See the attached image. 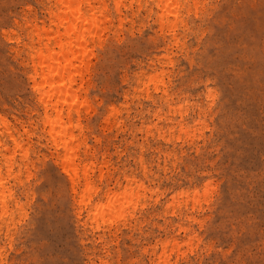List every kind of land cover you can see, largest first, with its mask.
<instances>
[{
	"label": "rangeland",
	"instance_id": "1",
	"mask_svg": "<svg viewBox=\"0 0 264 264\" xmlns=\"http://www.w3.org/2000/svg\"><path fill=\"white\" fill-rule=\"evenodd\" d=\"M183 1L173 29L152 0H103L99 30L73 48L83 60L69 54L76 194L43 128L27 53L35 27L61 52V5L0 0V119L29 150L22 158L5 136L18 179L1 173L19 201L0 222V264H264V0ZM125 192L132 207L119 226L79 201L106 206Z\"/></svg>",
	"mask_w": 264,
	"mask_h": 264
},
{
	"label": "bare ground",
	"instance_id": "2",
	"mask_svg": "<svg viewBox=\"0 0 264 264\" xmlns=\"http://www.w3.org/2000/svg\"><path fill=\"white\" fill-rule=\"evenodd\" d=\"M56 1H58V4H60L61 6L59 7L60 10H58L59 11L58 13L57 12H54L56 14L53 13V18L55 17L58 21H60L59 25L65 26L64 27L65 31H64V33L62 32V34L67 36V39L62 41L61 38L64 36H62L61 32H59V30L57 31V29H56L55 36H56V32H59V33L57 34L56 37L54 36L53 39L55 41H57L56 44H58L57 46H58V48H60L61 52H58V53L55 52L54 48L56 47V45L55 46L53 45L54 48L50 47V45H51L50 44V41H51L50 37L52 35L44 38L43 37L44 35H42V34L45 32V29H44L43 33H40V31H38V28L35 27L31 33V40L29 41L30 42L29 47L27 46L28 44L26 45L29 48V52H27V53H29V55L28 54H26V55H28L30 57V59H31L30 61H32L33 68H34V69H32V70H34V72L30 76L31 80H33V84L36 87H38V88L35 87L34 90L38 89L37 92H39V100L44 107L45 116L42 119L43 120V128L46 130V132L49 135V138H50L49 140L51 142V145L55 149L56 157H58L60 159L61 165L64 167L66 172L69 174V177L71 179V183L73 185L72 189H73V192H75L78 189L77 184L79 182V180H78L79 179L78 169H77V166L75 164L76 160L79 157L76 156L77 155L76 150L78 148L77 146H79L80 143L76 145L77 148L75 150V147H73V145L76 144V140H78V139H76V136L74 135L73 131L76 130V127L78 125H76L75 127L73 126L71 121H73L74 119L72 120L71 117L73 115V112H76L77 114L79 113V109L76 107V105H77L76 102L78 101L77 99L79 96L77 95V91H76L77 89L76 88L74 90H72L74 88V87L72 88V86L74 84L72 85V83H71L72 80H73V82L76 80L75 81V83H76L78 77L76 78V76H75L76 79H74L73 78L74 75H73V77L70 76V74H72V72L71 73L69 72V71L75 72L77 70L76 68L72 67L75 65H72L70 62V59L72 58V60H73L74 58L73 57L68 58V56L70 53L75 55V53L77 51H79L80 53L84 52V51L78 50V49H80V47H83V50H84V48H86L85 45H87V40H89L87 38H89V37L94 38L96 32L99 30V22H100L99 17L105 13V10L107 8V4L105 3L106 1L103 2V0H102L103 4L104 3L105 4H104V6H102V8L100 7L101 9L99 11V9L94 4L97 0L96 1H93V0H56ZM120 1L115 0V4H116L118 9L120 8V5L122 4V2H120ZM140 1H142V0H140ZM152 1L155 2V5L157 6V8L161 9V11L159 10L161 12V14L158 16V19L161 23V26L164 25L168 20H171L172 18L174 20L173 21L174 22L173 29L176 27L178 22H184L183 16H181V15H182V9L186 5L185 1H183V0H152ZM195 1H196L195 5H198L199 0H195ZM138 2H139V0H138ZM99 3L100 2L98 1V4ZM52 11H53V9L50 7V10L48 12L52 13ZM118 12H120V11H118ZM170 17H171V19H170ZM53 18L51 19V21L53 20ZM105 18H108V17H105ZM55 26L57 28V24H55ZM61 27H63V26H61ZM61 27H60V29H61ZM46 32H47V30H46ZM46 32H45V35L46 34L48 35V33H46ZM33 35L37 36V41H34ZM75 44H77L80 47L77 48V51L73 52V48L75 49V46H74ZM56 54H58V55H56ZM79 54L76 55L77 57H75V61L78 58H80V59L83 58L84 53H81L82 55L80 54V56H82V57H78ZM62 56H63V58H62ZM70 64L72 65L71 67H70ZM78 65H79L78 67H81L82 64L81 65L78 64ZM39 69H40V72H39ZM72 69H74V70H72ZM66 72H69L68 73V75H69L68 76V78H69L68 84L66 81L67 80L66 79L67 76L65 75ZM78 72H80V71L78 70ZM77 74L79 75V74H81V72L77 73ZM37 75L42 76L43 80H42V78L40 80L42 82H37L35 80ZM46 80H48V82H45ZM46 84L49 86V89L45 88ZM74 92H76V93H74ZM59 106H61V108ZM64 106H66V109H63ZM63 110L66 111V114H67L66 119L67 120H65V114L63 113ZM0 120L3 121L2 119H0ZM3 122H5V123H2L3 127L0 126L2 128L1 129L2 132L0 131V222L1 223L3 222V225H4V224H6V219L10 215H12L11 214V212L13 210V208L11 209L12 204H14V207L17 208L19 200H16V198L13 197L12 192L14 190L11 191V189H10L11 187L7 186V182H9V181L6 180L5 175H2V173H1L2 169L1 168L3 165H5L6 170H7L6 175H11V171L14 168L13 167V165H14V159H13L14 156L13 155H15V153L13 154L11 152H13L14 149H16V148L21 147L19 150L22 149V152H23L22 158L27 159L28 158L27 156L29 155L28 154L29 150L24 147V143L21 144V141H20L21 135L17 134V131H16L17 129L16 128L13 129L14 127H11L10 125H8L6 123V120H4ZM73 128H75V130H73ZM26 132H28V130H26L25 133ZM31 134L28 132L27 135L30 136ZM5 136H7L8 139L14 143L13 151H11L12 149L7 145L8 139H6ZM10 145H12V144H10ZM17 165L19 166V164H17ZM20 172H21V170H20ZM11 176L12 177L16 176V178H17V175H14V176L11 175ZM19 176H21V175H19ZM84 177L87 180H89V175L87 172L84 174ZM10 179H11V177H10ZM127 181L129 182V179ZM9 185H10V183H9ZM90 189H91V187L88 186V190H90ZM75 193H74V195H75ZM109 197H110L109 202L107 203L106 206L100 205L101 204L100 202L92 203L91 199L85 200L84 196H81V200H79V201L81 203H83L85 205V207H87V209H88V210L86 209L88 211L87 216L93 215V218H97V219H99L98 217H102L104 222L106 220H107L106 222H108L110 220L109 223L111 225H114L113 222L116 221L117 219L119 220L121 218L122 219L125 218V211H126V209H129L127 207H129V206H130V208L132 207L130 202L133 201V198H132V201L129 202L128 198H130L131 195L128 194L127 192H125L123 194L114 193L113 195H110ZM128 202L130 205L128 204V206H127L126 203H128ZM22 207H23V205H22ZM80 208L82 210V207H80ZM22 209H24V207ZM22 209L20 208L21 211H22ZM80 211H79V214H80ZM16 212H17V210H16ZM129 216H130V214H129ZM89 218H91V216H89ZM125 219H127V218H125ZM117 222L118 221H116L115 225H118L119 223H121V221L119 223H117ZM1 226H2V224H1ZM107 228H108V226H107ZM102 262H101V264L105 263V262H103V263Z\"/></svg>",
	"mask_w": 264,
	"mask_h": 264
}]
</instances>
